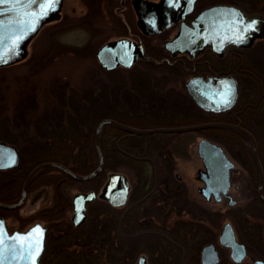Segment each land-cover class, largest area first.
<instances>
[{"label": "rangeland", "instance_id": "374dc122", "mask_svg": "<svg viewBox=\"0 0 264 264\" xmlns=\"http://www.w3.org/2000/svg\"><path fill=\"white\" fill-rule=\"evenodd\" d=\"M121 1L122 0H64L60 19L49 22L42 27L38 35L30 42L27 56L16 64L0 67V125L4 132H10L15 136L16 142L15 144L10 143L3 138L0 139V141L7 142L17 146V149H20L22 146H27L21 143L24 139V141H29L31 138L39 145H47L48 143H53V141L58 142L63 140L64 136L61 134L65 135V131L69 127L68 124L70 122L68 117L72 113L67 109L64 115L61 114L63 116L58 117L59 114H54V111L59 104L60 98L68 102V99L73 97V94L71 96V92H73L74 95L77 93L80 98H83L82 101L86 104H88L89 101L95 100L94 97L102 98L105 96L115 105V107H113L114 109L119 107L121 110L128 113V117H131L135 110L141 114L146 113L149 111L150 103L158 104L159 102H156L154 99L149 100L148 97L150 96L147 95L148 91H143L138 95L135 94L137 93L134 88L135 84L141 82L137 79L139 76L146 78V82L149 83L151 91L154 92L151 95L161 96V109L156 108L157 112L160 111L163 112V114L169 112L174 106L175 100H177L174 98V95L181 96L178 99L181 100L179 102L180 108L182 107L184 108L183 110L187 111L191 110L187 108H193L194 112H197V108L199 107L190 96L188 97L185 91V82L194 74L190 71H184L181 76L180 74L174 76H180L176 81H168L171 77L169 75L171 74L170 72L176 70L171 69L168 71L163 67V69L159 70L143 65L147 64L146 62L150 63L149 61L152 57L150 53L148 54L149 51L146 52V60H140L145 62H136L138 65L133 69H120L115 76L112 74L114 71H107L99 65L96 58V50L102 44L123 36H141L136 23L137 16L131 4L126 0L124 5H122ZM213 2L234 5L241 10L243 8L248 9L249 15L252 14L253 11H257L264 16V0H207V3L213 4ZM209 6H211V4H209L208 7ZM172 31L171 29L168 32L163 31V33L160 34L144 37L148 49H150L151 52L153 51L162 55L163 60L166 58L165 52L163 51V43L165 40H169L167 37L172 34ZM252 48L253 51L259 50L263 57L264 39L256 40L252 47L246 49ZM249 56L250 55L247 54L244 60H249ZM214 62L211 64L212 67L214 66L213 64H215ZM230 62L237 64L233 59L230 60ZM152 63L160 64L162 62L161 60L155 59L151 64ZM226 66L227 64H225L223 68L226 69ZM231 70L237 73H235L236 76L240 74V71H238L236 67L231 68ZM176 72L180 73L178 68ZM204 72L208 73V71ZM119 80L121 83L119 87H123V90H128L133 96L129 99L128 96H126L123 102L119 98V103L117 104L115 89L117 88L116 81L119 82ZM238 82L240 95L242 86L239 77ZM157 83L158 85H156ZM168 90H171V92H168ZM86 96H89V98H86ZM132 108L135 110L133 111ZM152 109H155V105ZM48 114L51 116H47ZM203 114L202 121H209L207 119L211 118V114ZM50 118L53 119L51 120ZM128 119L130 120V118ZM188 120H190V122L186 124L200 123L193 122L196 118H190ZM174 121L184 124V122L182 123L179 120ZM209 122L216 121L210 120ZM55 130L60 134L57 137L58 141L54 133ZM162 135L163 136L159 137H162L163 140H161V142L163 143H159V145L153 144V146H148L146 144L141 145L137 137L144 135H134L135 139L131 138L132 142L136 144L133 147L135 151L134 154H140L143 157L152 152L158 154L164 151L161 145L164 146L165 142H188V146L183 147L180 145L181 147L177 150L175 172L183 177H187L190 175L193 176L197 174L198 170L203 169L202 162H200L197 154V144L202 138L199 132L188 131L175 135L173 133H162ZM18 143L21 144L19 145ZM69 144L70 143L67 142V146ZM79 145L83 146L85 142L81 140ZM79 145H77V147H79ZM186 152L187 154H185ZM260 153L264 159V147L261 148ZM227 154L235 163V167L231 171L232 180L235 177V184L240 185L239 188L236 189L233 188V183L230 194L242 206H247L248 213L251 214L252 222H257L259 224V226L253 227V225L247 221L244 227L246 236L248 239H255L254 241H257V243L262 242L264 244V207L258 206L259 203L256 201L255 194L251 196V193H249L250 191H247V188L244 186L248 177L242 164L236 160L234 155H230L228 152ZM64 159L68 160V157L66 156ZM66 160L64 162H69V160ZM126 165V162L122 161L118 166L115 165L116 168H108L110 170L106 172L104 179L107 178L110 172H122L137 184V182L140 181L138 178L143 177L141 174L144 172L141 173L138 167H131L132 164L131 166L129 164L128 166ZM18 166L9 170H14ZM104 169L105 165L103 170ZM6 171L8 170L0 171L1 178L5 175ZM145 174H149L148 176L152 178V172H150V170ZM13 175L17 176L15 173L9 174L7 175L8 177H3V179H1L2 182H4L3 180L8 182L9 179H13ZM63 178L65 177L59 175L57 172H52L49 175L43 176L41 179H37L35 184L29 189L31 193L29 194L30 198L27 205L20 211L16 209L17 212L15 215L5 214L11 229H18L23 225H25L24 229H26L33 221L49 226L51 232L54 227L57 228L56 230L60 233V237L56 234L54 237L48 239L42 257V264H84V261L80 263L73 257L74 255L77 258L79 255L73 251L66 250L67 244L71 243L69 242L70 236L78 235L81 232H85V230L88 231L90 228H93L91 231L94 238L99 236L95 235L94 223H92L97 208L96 202L91 204L89 220L82 228L78 229L79 227H77L73 229L71 235H65V232L62 231L66 228V223H72L71 218L73 215L71 208L64 210L62 197L66 196V199L71 202L72 197L76 193L87 192L91 189L89 188L90 186H86L84 182L81 183L70 179L63 180ZM191 182L193 189H197L200 186V184L195 181ZM58 184L60 192L58 195H55L54 191ZM13 186L12 195L15 196L17 195V187L19 184H16L14 179ZM0 195L3 196V193H0ZM226 202L227 201H223L222 204L225 205ZM219 206L218 208H220ZM51 213L53 215H51ZM219 213L216 214L217 218H215V220H219V216H217L221 215ZM257 213L262 217L256 215ZM224 220L225 219H220V221ZM250 228H253L252 233L249 230ZM110 235L111 233L109 232V237ZM76 238H79V235L76 236ZM93 240L92 244L95 243V240ZM89 252L94 253L92 250ZM67 257L70 259H67ZM101 264H103V262Z\"/></svg>", "mask_w": 264, "mask_h": 264}, {"label": "water", "instance_id": "95a60500", "mask_svg": "<svg viewBox=\"0 0 264 264\" xmlns=\"http://www.w3.org/2000/svg\"><path fill=\"white\" fill-rule=\"evenodd\" d=\"M196 0H133V8L137 16V26L147 36H153L179 25L174 36L164 42L165 50L172 56L188 54L195 58L206 49L222 56L229 47L250 48L256 40L264 39V16L262 14H246L240 8L229 4H217L199 12L190 24L184 19L194 11ZM64 0H0V67L9 66L22 61L28 54L30 42L38 35L42 27L61 17ZM99 65L113 71L118 66L131 68L136 62L147 58L141 39L131 40L122 37L108 41L96 50ZM186 91L196 105L212 113H224L232 110L239 97V82L232 75L226 76H192L186 83ZM105 125L115 126L133 135L152 133H184L207 128H228L247 136L252 145V154L258 171V196L264 203V172L258 155L257 142L254 135L240 124L229 122H206L178 127L139 129L114 119L105 118L100 121L95 131V148L98 166L89 174H79L58 162H44L36 166L27 176L21 198L17 203L0 201L4 209H17L26 199L28 186L33 176L43 168H58L76 181H88L97 176L104 168V157L100 144L102 128ZM197 153L201 159L203 170L199 171V179L204 185L200 193L215 201L222 197L229 199L233 205L236 200L229 194L231 187L230 174L235 167L234 161L219 143L202 137L197 144ZM20 156L17 148L7 142L0 141V170L18 166ZM130 189L128 177L122 172H110L100 197L111 205L122 206L126 203ZM94 190L78 192L72 197V224L80 227L87 218L88 205L95 201ZM40 232H36V229ZM46 228L35 223L25 231L10 233L4 219L0 220V264H41V256L45 247ZM224 245L232 248V256L241 260L245 256L244 246L238 249L236 236L229 223H226L220 235ZM216 259V258H215ZM212 261V260H211ZM215 261V260H214ZM205 263H210L204 259ZM136 264H145L140 258ZM255 264H264L257 261Z\"/></svg>", "mask_w": 264, "mask_h": 264}, {"label": "flooded vegetation", "instance_id": "af4514ba", "mask_svg": "<svg viewBox=\"0 0 264 264\" xmlns=\"http://www.w3.org/2000/svg\"><path fill=\"white\" fill-rule=\"evenodd\" d=\"M125 1L126 0H122L121 4L124 5ZM128 1L133 8V0H128ZM147 1L158 2L159 0H147ZM221 3L222 2H218V3L213 2L212 4V3H207V0H196L194 5V11L191 14L187 15L184 21L187 24H190L191 21L195 18V16L199 12L207 8L209 4H211L212 6ZM242 10L245 13L249 14L248 9L243 8ZM254 13L262 14L257 11L252 12V14ZM178 27L179 25L176 24L170 29L164 31V32H168L171 29L173 30L172 34L169 35L167 39H171L174 36V33L177 32ZM139 33H141L142 37L135 35L123 36V37L129 38L131 40H137L138 38L141 39L145 51L147 52L148 46L144 38L147 35H144L141 31ZM163 51L165 52V57H166L165 59L168 62L166 60L164 61L167 62V65L171 69H175L176 71L177 68L180 67L179 70L184 69L185 71H190L192 74H194L192 76L232 75L235 76L236 79L238 80V77L231 70V68L236 67V69L238 70L240 69L241 65L238 64V58L241 59V52H240L241 49L229 47L225 50L222 56H218L210 49H206L202 53H200V55H198L197 57L191 58L188 54H177L176 56L170 55L165 50L163 43ZM232 59L237 64L231 63L230 60ZM211 61L212 62L216 61L214 63L217 65L213 64L214 68L211 65L212 64ZM140 62H145V61H139L137 63ZM137 63L134 64L131 68L118 66L113 71H117L120 69H128V70L133 69L138 65ZM225 64H227L226 69L223 68ZM204 71H208V73ZM177 79L179 78L170 77L168 81H176ZM185 91H186V86H185ZM153 93L154 92L151 91L147 93V95L150 96L148 97V99L149 100L154 99L156 102L159 103L158 104L150 103L149 107L153 108L155 105V108L161 109V100H162L160 99L161 96L151 95ZM187 95L189 97L188 93ZM180 97L181 96L174 95V98H176L177 100H175V104L170 109L169 112H166L165 114H163V112L160 111L157 112L158 113L157 115L160 118L162 117V119L169 117V119L163 120V121L168 120L164 123V125L167 124L169 126H160L153 128L192 125V124H186L187 122H190V120L184 122L185 124L176 123V121H174L177 120V117H179L180 116L179 114H181L182 112V107L181 108L179 107L180 105L179 102L181 100H178ZM187 109H191L189 111L190 114L188 116L194 118V114H193L194 109L193 108H187ZM57 111H61V110H57ZM202 111L206 114L209 113L216 114L212 112H206L204 110ZM54 114L57 115L58 113L54 111ZM61 114L64 115L65 110H63ZM200 123H206V122L204 121ZM193 124H198V123H193ZM126 133L128 134V136H131V134H129L128 132ZM156 134H162V133H156ZM173 134L175 135L178 133H173ZM120 141L121 140L118 138L115 140L116 146L119 144ZM61 142L62 141H58V142L53 141V143H48L46 145L47 147L50 148L48 149L47 154L54 155V157L57 156L59 157V158H51V160L49 161L58 162L61 164H63L62 162L65 161L64 157H66V155L62 156L63 155L62 153L65 154L66 151L64 150L65 149L63 146L64 144H61ZM159 143H163V142L146 141L145 144L148 146H153V144L159 145ZM180 145L185 147L188 146L189 144L188 142L180 143L179 141L171 142V143L165 142L164 146L161 145V148H163L164 151L158 154L152 152L151 154L144 155V157L141 158L143 159V162L146 163V165H148L146 167L150 170V172H152V178L148 176L149 174L148 175L141 174L145 181H142L141 180L142 177H139L140 179L138 178V180L140 181L137 182V184H135L134 180L128 177V180L130 182V189L126 203L122 206L111 205L107 200L99 196L106 180L108 179V175L107 178L104 179L100 187L91 188L88 190V191L94 190L97 193V197L94 201V203L96 202L97 204L96 206L97 208L95 211V219H94V222L96 224V229H98L99 233H101L103 229L108 230L110 231L111 235L110 237L106 236V238L102 236H98L96 238L93 237L95 240L94 243L95 245L93 247H92L93 245L92 237L90 238H87L85 236L84 237L80 236L79 238L70 237L69 242L71 243L67 244L66 250L73 251L74 253L79 255L77 258L76 256L73 255L75 260H78L80 263L84 261V264H95V263L101 264L104 260V257L107 255L105 252H103L102 240H107L110 241L111 244L110 255H111L112 264H136L140 258H143L145 264H207L204 262V259H207L210 262L208 264H255L257 261H262L264 263V244L262 242L257 243V241H254L255 239H248L245 233L246 231L244 230L245 223L247 221H249V223L253 225V227L259 226L257 222H252L251 214L248 213L249 211L247 210V206H242L240 203H238V201H236L235 204L230 205L229 199L227 197H222L220 201H215L213 195H211L209 198L203 196L199 191V189L204 185L203 181L199 179V175H200L199 171H202L204 168L202 170H198L197 174H194L193 176L190 175L191 177L190 176L183 177L179 173L177 174V172H175L176 171L175 161L177 160L176 154H177V150L181 147ZM15 147L17 148V146ZM185 154H187V152ZM21 155L22 154L19 152L20 159H21ZM198 158L201 162L199 156ZM49 161H45V162H49ZM104 165H105V161H104ZM41 170H39L31 179L30 184L28 186L26 199L24 201L25 204L23 203L21 207L17 208L18 211H20L22 208H24L27 205V202L30 198L29 194L31 193V190L29 192V189L33 186V184H35V181L37 179H41L43 177L39 174ZM0 171H4V170H0ZM234 178L232 180V172H231L230 174L231 187L229 190V194L232 190L233 183H234L233 188L238 189L240 186L238 184H235ZM64 179L68 180L67 178H63V180ZM25 180L22 184L19 197L13 202H5V203H17L20 200ZM191 181H195L199 183L200 186L197 189H193ZM79 182L83 183L86 181H79ZM248 182L249 181L247 179L244 186L247 188V191H250L249 193H251V196H253L252 195L253 191L248 188L249 187ZM142 185H146L147 188H140V187L137 188V186H142ZM57 188L54 191L55 195H58L60 192L59 184L57 185ZM13 189H14L13 179H9L8 182L4 181L0 183V193H3V196L12 195ZM255 191H256V195H255L256 201H259L260 198L258 196V186ZM263 194H264V186H263ZM3 196L0 195V198H3ZM62 198H63L62 204L64 210H68L69 208H71L72 210V202H70V200H67L66 196ZM223 201H227L225 205L222 204ZM91 204L88 205L87 218L85 222L78 229L82 228L88 222L90 217ZM218 206L220 208H218ZM258 206L262 207L260 204H258ZM0 209L13 210V209H4L1 207ZM217 213L221 214V215H217L219 216L218 217L219 220H215V218H217L216 217ZM5 214L0 212V220L1 219L5 220L6 227L10 233H12L13 231H25L35 223H40L33 221L32 224L30 223L31 225L28 226L26 229H24L25 225L19 227L18 229H11L9 227L8 220ZM256 215L262 217L258 213ZM220 219L222 220L225 219V220L220 221ZM226 223H229L234 231V234L236 236V241L239 244L238 249H241L243 246L245 248V256L239 261L232 256V248L230 246L224 245L221 241L220 235ZM71 225L73 227L72 223ZM42 226L46 228L45 247H44V251H45L46 243L48 239L54 237L56 234L59 235L60 233L58 231L56 233H52L49 226H45L43 224ZM249 230L252 233L253 228H250ZM91 250L94 253L89 252ZM44 251L42 253V257ZM42 257H41V264H42ZM67 259L70 258L67 257Z\"/></svg>", "mask_w": 264, "mask_h": 264}, {"label": "trees", "instance_id": "16d2710c", "mask_svg": "<svg viewBox=\"0 0 264 264\" xmlns=\"http://www.w3.org/2000/svg\"><path fill=\"white\" fill-rule=\"evenodd\" d=\"M147 51L148 54L150 53V63L146 62L147 64H143L147 67H151L154 69H166L168 71L171 70V68L167 65V60L164 61L162 59V55H159L158 53L151 52L150 49ZM241 59L238 58V64L241 65L240 71L237 77L240 79V84L242 86L237 104L235 107L224 113L219 114H211V118L207 120L216 121V122H229V123H236L240 124L242 127L250 131L257 142L258 146V154L261 160V164L263 167L264 172V159L262 158V155L260 153V150L262 147H264V56L262 57V54L259 52V50L252 49H241ZM249 56V60H244L246 55ZM161 60L162 63L160 64H151V62H154V60ZM243 62V63H242ZM189 64V63H186ZM163 67V68H162ZM180 68V67H179ZM178 68V69H179ZM118 71L112 72L113 76L118 74ZM184 69H180L179 72L171 71L169 74L173 78H179L184 72ZM236 73L235 71H233ZM117 73V74H116ZM179 77H174L178 76ZM237 74V73H236ZM139 79L138 84H135V93L138 95L139 93L143 91H151L149 83L146 82V78L138 77ZM117 88L115 89V96H117V104L119 103V98L122 100V102L125 100V97L128 96V99L131 98L133 95L132 93H129L128 90H123V87L120 86V80L119 82L116 81ZM158 85V83L156 84ZM67 86V85H66ZM131 87V86H128ZM131 89V88H129ZM249 91V92H248ZM153 92V91H151ZM168 92H171V90H168ZM73 94V97H70L68 102H66L63 98H60L59 104L56 108V112L59 114L58 117H61L63 110L69 109V111L72 113L69 115L68 120L69 127L65 131V135H63V140L61 144H64V150L66 151L65 154L62 153V156H67L69 162H62L65 166H68L72 171L79 173V174H86L91 172L93 169L97 166V155H96V148H95V127L97 124L103 120V118H111L116 121L132 125L134 127L140 128V129H147V128H153V127H160V126H169L167 124L164 125L166 121H163L168 118H160L157 114V109H152L149 107V111L146 113L141 114L140 112L133 109L134 114L131 117H128V113L124 110H121L118 108H113L115 105L112 104L111 100L109 98H106L103 96L102 98L94 97L95 100L89 101L88 104L82 101L83 98H80L77 93L71 92V96ZM85 97V95H84ZM86 98H89V96H86ZM92 98V97H90ZM120 102V103H122ZM126 102V101H125ZM127 108V107H126ZM130 108V107H129ZM180 116L177 117V120L183 122H186L188 119L192 118L191 116H188L190 113L187 110H183ZM61 110V111H57ZM132 111V112H133ZM159 112V111H158ZM204 112L200 109H197V112H194V118H196L193 122H204L203 120V114ZM51 116V115H47ZM170 116V115H169ZM223 117V118H222ZM23 118V117H22ZM21 118V119H22ZM48 118V117H47ZM130 118V120L128 119ZM51 120L53 118H50ZM150 119V120H149ZM46 122V121H45ZM185 124V123H184ZM178 125V124H177ZM202 136L207 137L219 144H221L226 152H228L230 155H234L236 160L242 164L245 171L248 174V183H249V189L253 191V194L256 195V188L258 186V171L257 167L253 158L252 154V145L247 136H245L243 133L228 129V128H207L198 130ZM54 133L56 134V138L60 135L58 134V131L55 130ZM162 134H146L144 136H138L139 142H141V145L145 144L146 141H159L161 142ZM4 139L7 142L14 143L15 144V136H13L10 132H4L3 128L0 125V139ZM120 139L121 141L116 146L115 140ZM132 139L134 138V135L128 136L126 132L123 130L112 126V125H105L102 128L101 132V149L104 156L105 161V169L98 174L96 177L90 179L89 181H86V186H90L89 188H97L100 187L102 182L104 181V178L106 176V172H108L110 169L108 168H116L122 161L126 162V166L128 164L135 168H140L141 173L143 174L147 173L149 170L146 166V163L143 162V159H141L143 156L140 154H134V144L132 142ZM146 140H144V139ZM149 140H148V139ZM25 140V139H24ZM22 140L21 143L26 144L27 146H22V148L18 149L21 155V162L17 168L14 170H8L5 172V175L3 177H8L9 174H16L17 176L13 175L12 178L14 179V182L16 184H19L17 187V195H5L3 198H0V201L2 202H13L15 201L20 194V190L22 187V184L28 175V173L38 164L49 161L51 158H59L54 157V155L47 154L49 147L46 145H39L37 142L33 141L31 138L29 141ZM83 140L85 142V145L80 146L79 142ZM131 140V141H130ZM141 140V141H140ZM143 140V141H142ZM24 141V142H23ZM58 141V138H57ZM70 144L67 146V142ZM33 144H32V143ZM21 143H18L19 145ZM76 145V146H75ZM79 145V147H77ZM21 147V146H20ZM68 147V148H67ZM61 157V156H60ZM141 157V158H140ZM66 160V159H65ZM66 160V161H68ZM72 160V161H71ZM116 165V166H115ZM52 172H57L59 175H62L63 177L67 178L68 180H74L73 178L69 177L67 174H65L63 171H61L58 168H44L42 169L39 174L41 176H46L51 174ZM3 173V172H2ZM1 175V173H0ZM146 175V174H145ZM3 177H0V183L2 182L1 179ZM142 181H145L142 177ZM5 181V180H3ZM147 188L146 185L137 186V188ZM5 197V198H4ZM258 203L264 207V203L260 200ZM0 212L5 214H16V209L13 210H3L0 209ZM51 215H53L51 213ZM95 217H93L92 223H94L93 227L95 229V235L102 236L106 238V236L109 237L110 231L103 229L101 233H99L96 229V225L94 222ZM108 228V227H107ZM57 228L54 227L52 233H56ZM74 227H72L71 224L66 223V228L62 231L65 232V235H71L73 232ZM90 228L88 231L85 230V232L79 233L80 236H85L87 238L94 237L92 235V231ZM78 235H72L70 237H75ZM90 236V237H89ZM95 244L93 243L92 247ZM103 245V252H105L107 255L104 257L103 264H112L111 263V244L110 241L102 240ZM94 251V249H93Z\"/></svg>", "mask_w": 264, "mask_h": 264}, {"label": "snow or ice", "instance_id": "6c2138e0", "mask_svg": "<svg viewBox=\"0 0 264 264\" xmlns=\"http://www.w3.org/2000/svg\"><path fill=\"white\" fill-rule=\"evenodd\" d=\"M35 231H36V232H40L41 230L38 228V229H36Z\"/></svg>", "mask_w": 264, "mask_h": 264}]
</instances>
